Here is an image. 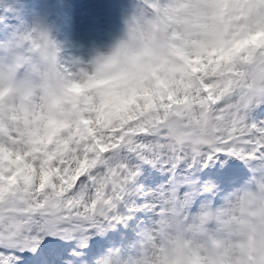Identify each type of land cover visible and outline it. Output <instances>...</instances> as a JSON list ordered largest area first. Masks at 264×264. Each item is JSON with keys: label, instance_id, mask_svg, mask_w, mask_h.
Wrapping results in <instances>:
<instances>
[{"label": "clouds", "instance_id": "1", "mask_svg": "<svg viewBox=\"0 0 264 264\" xmlns=\"http://www.w3.org/2000/svg\"><path fill=\"white\" fill-rule=\"evenodd\" d=\"M116 18L82 50L44 17L0 43V171L39 180L93 131L184 109L202 86L264 103V0H117ZM93 264H264V168L194 210H161Z\"/></svg>", "mask_w": 264, "mask_h": 264}, {"label": "snow or ice", "instance_id": "2", "mask_svg": "<svg viewBox=\"0 0 264 264\" xmlns=\"http://www.w3.org/2000/svg\"><path fill=\"white\" fill-rule=\"evenodd\" d=\"M4 8L20 13L16 0ZM24 27L21 21L7 40ZM209 93L202 86L184 109L168 105L163 114L93 131L39 180L0 171V264H93L106 248L126 247L161 210H194L240 184L249 169L264 168V103L245 109L236 90ZM145 166L167 171V181L143 189L137 177ZM140 211L153 217L141 223Z\"/></svg>", "mask_w": 264, "mask_h": 264}, {"label": "bare ground", "instance_id": "3", "mask_svg": "<svg viewBox=\"0 0 264 264\" xmlns=\"http://www.w3.org/2000/svg\"><path fill=\"white\" fill-rule=\"evenodd\" d=\"M65 6L67 9H69L70 12V28H69V36L72 39V42H70L69 48L70 52L82 50L84 47H86L90 42L94 40H100L105 38L104 34L101 33V27L104 23V18L106 15V12L104 10L103 2L104 0H64ZM21 3L25 6L28 10L30 9L28 6L27 0H22ZM22 6L19 4V7ZM25 8L23 12L25 11ZM52 10V8L50 7ZM8 12V11H6ZM3 16V15H1ZM1 20V18H0ZM48 22H51L53 24V34L57 35V26L59 23V18L56 17V15L52 14L48 19H46ZM13 24L16 22L14 20H11ZM11 22H8L7 20H3L0 22V37L1 34L4 32L3 28L4 25H9ZM108 29V26H107ZM3 41V40H2ZM0 43H2L0 41ZM141 169L140 174H142ZM156 179L163 178V180L166 182L168 179V173L165 170H162L160 168H156L155 172ZM144 179V176H143ZM140 175L137 177V183L141 185ZM146 190L150 188H155L158 183L150 184L147 181L144 182ZM136 203L138 204L139 201L136 200ZM136 206V204H134ZM153 217L152 213L140 211L136 213V219L142 218L140 221L141 223L148 222Z\"/></svg>", "mask_w": 264, "mask_h": 264}, {"label": "rangeland", "instance_id": "4", "mask_svg": "<svg viewBox=\"0 0 264 264\" xmlns=\"http://www.w3.org/2000/svg\"><path fill=\"white\" fill-rule=\"evenodd\" d=\"M35 21V20H34Z\"/></svg>", "mask_w": 264, "mask_h": 264}]
</instances>
